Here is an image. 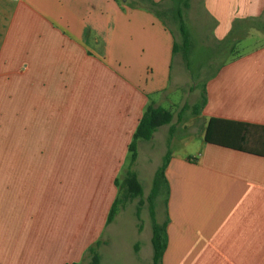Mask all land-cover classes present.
<instances>
[{"label": "crops", "instance_id": "1", "mask_svg": "<svg viewBox=\"0 0 264 264\" xmlns=\"http://www.w3.org/2000/svg\"><path fill=\"white\" fill-rule=\"evenodd\" d=\"M152 1L157 14L142 0H0V264H83L97 238V225L93 238L80 229L69 235L58 224L51 227L43 193L33 189L42 182L33 175L36 164L17 157L19 135L23 149L32 148L27 143L35 117L44 118L49 103L67 98L90 101L95 114L99 106L106 109L107 124L114 118L105 148L111 192L103 228L118 192L111 182L128 162L139 118L147 106L161 107L173 114L160 222L154 202L155 221L165 224L161 264H264V156L204 138L208 121L220 119L250 126L244 148L264 141V0H201L209 24L197 45L229 58L218 60L199 89L195 80L204 66L195 57L198 48L193 43L187 70L173 52L179 43L175 22L167 11L173 24L162 16L171 1ZM170 125L138 142L139 180H153ZM187 133H201L198 144L183 138ZM177 140L184 149L172 150ZM143 231V224L140 232L136 226L147 243L139 239L132 252L137 262L152 264L151 234L145 238Z\"/></svg>", "mask_w": 264, "mask_h": 264}, {"label": "rangeland", "instance_id": "2", "mask_svg": "<svg viewBox=\"0 0 264 264\" xmlns=\"http://www.w3.org/2000/svg\"><path fill=\"white\" fill-rule=\"evenodd\" d=\"M163 11L169 13L168 10ZM162 16L166 24H173L169 18V16H172L170 13L169 16L166 15V12L165 14L162 13ZM183 19L191 36L192 47L195 43V49L198 48L194 52L195 57H198L204 66L201 77L195 80V86L199 89L202 83L201 78L214 71L218 60H226L229 55L226 52H220L217 55V51H214L213 48L198 47V41L202 39V35L207 33L206 29L209 24L204 17L201 0L189 1V6L184 10ZM201 33L203 34L201 35ZM248 44L249 42L242 43L241 47ZM241 47L238 46L237 48L240 49ZM178 53L182 55L180 49ZM190 56L191 50L189 58ZM199 61H195L194 64L191 62L193 74L197 72L195 67ZM49 104V111L46 112L47 115L44 118H41V116L35 117L34 133L29 140L30 143H27L32 148L27 151L23 149V141L20 135L16 144L17 157L30 158L36 164L33 167V175L39 177L42 182L34 183L33 189L43 193L42 209L43 213L46 212L49 215L51 227L53 228V224H58L59 228H64L69 235L74 233L77 235L79 229L83 237L91 236L93 238L96 235L97 238H94L92 243L96 246L95 243L99 241L97 251L100 256V264H142L137 262V258L132 252L134 243L140 239L136 232L135 210L138 200L141 199L143 205L140 211V219L143 224L144 237L148 236L149 239L151 224L146 209L145 194L148 195L152 187L150 175L138 179L144 190L143 196L127 203L116 215L114 222L103 228V225H101L102 214L104 209H107L105 204L111 192L110 176L108 174L110 171L107 168L105 148L107 143L110 142L107 134H109V128L113 125L114 118L107 124V118L102 117V115H105L106 109L99 106L97 114H95V109L90 101L73 102L68 101L67 98L64 102ZM114 111L116 112V110ZM182 115V117H185L187 115L186 111ZM177 135L181 136L179 132ZM182 136L183 138L193 137V144L196 145L199 142L201 133H187ZM182 142L177 140L172 145V150L184 149ZM161 147V143H156V152ZM185 150H188V148ZM124 164L121 165L116 176L119 186L127 170H129V163ZM134 165L131 170L136 173ZM111 184L114 183L111 182ZM161 191L162 196L160 195L155 200L156 216L159 222L164 217L166 194L164 185H162ZM95 225L98 226V231L94 235L92 231ZM68 241H70V238ZM146 243V240L141 241L142 245ZM143 256L148 255L145 253ZM86 260L88 262L89 255ZM147 261L148 259H146Z\"/></svg>", "mask_w": 264, "mask_h": 264}, {"label": "trees", "instance_id": "3", "mask_svg": "<svg viewBox=\"0 0 264 264\" xmlns=\"http://www.w3.org/2000/svg\"><path fill=\"white\" fill-rule=\"evenodd\" d=\"M142 1L148 3V8L151 9L153 13L157 14L155 12L156 7H158L156 3H154L152 0ZM170 1L171 8L169 9V13L172 15L171 17L175 22L180 37V43L173 44V52H178V50L180 49L185 68L187 70H190L189 53L192 48V44L190 34L186 28L183 19L184 10H186V8L189 6L190 0ZM203 102L204 96H202V100L193 107V110L197 112ZM172 119L173 114L169 110L161 107H154L152 105L147 106V108L139 118L138 124L131 136V141L127 147L129 155V170H127L120 186L117 183V180L114 181L115 187L117 188L118 192L116 198L112 202L107 212L105 218V225H109L110 223H112L118 211L123 209L127 203L143 196V189L138 181L137 175L133 170H131V167L134 165L137 159V144L141 141H149L152 138L154 132L159 127L170 125ZM249 128L250 126L247 124L229 122L220 119H210L205 127L204 138L207 142L227 146L230 148H235L238 150L248 151L256 155L264 156V141L259 142V145L256 149L251 150L243 147L244 140L247 134L249 133ZM172 133L173 130L170 125L169 137L167 140V150L162 158L160 166L156 169L154 173L150 192L145 197L149 219L151 222L152 264H161L162 256L166 246L165 224L156 223L154 214V202L162 188V185L165 184L164 171L170 159V150L168 146L169 139L172 136ZM142 205L143 202L141 199H139L138 205L136 206L135 210L137 230L139 232L142 230V223L140 219V211ZM95 244L96 246L92 244L87 248L86 253L87 255H89V260L88 262L83 264H100V256L97 251L99 241H97Z\"/></svg>", "mask_w": 264, "mask_h": 264}, {"label": "water", "instance_id": "4", "mask_svg": "<svg viewBox=\"0 0 264 264\" xmlns=\"http://www.w3.org/2000/svg\"><path fill=\"white\" fill-rule=\"evenodd\" d=\"M122 1H125V0H122Z\"/></svg>", "mask_w": 264, "mask_h": 264}]
</instances>
